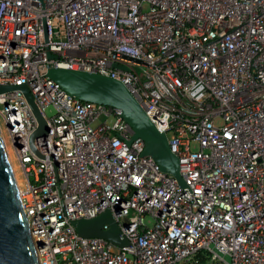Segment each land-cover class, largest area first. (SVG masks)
I'll return each instance as SVG.
<instances>
[{
    "label": "built area",
    "instance_id": "2783aa9c",
    "mask_svg": "<svg viewBox=\"0 0 264 264\" xmlns=\"http://www.w3.org/2000/svg\"><path fill=\"white\" fill-rule=\"evenodd\" d=\"M45 2L0 0V133L39 264H264V0ZM51 68L122 82L184 185ZM106 211L127 244L77 231Z\"/></svg>",
    "mask_w": 264,
    "mask_h": 264
},
{
    "label": "water",
    "instance_id": "95a60500",
    "mask_svg": "<svg viewBox=\"0 0 264 264\" xmlns=\"http://www.w3.org/2000/svg\"><path fill=\"white\" fill-rule=\"evenodd\" d=\"M38 1L45 7L46 0ZM50 56L53 55L50 54ZM49 76L78 99L121 108L124 117L135 131L133 139L143 138L146 143L145 153L153 156L162 170L174 175L181 185H184V180L179 171L178 158L169 148L167 135L156 128L147 113L122 82L99 73L89 74L84 71L63 68H51ZM8 89H12V87H0V91ZM26 95L40 121L43 122L27 89ZM105 223L110 225L108 230H103ZM75 226L82 236H102L116 245L127 244L126 240L119 239V228L109 211L93 219L77 220ZM0 264H39L36 246L21 202L19 186L1 133Z\"/></svg>",
    "mask_w": 264,
    "mask_h": 264
},
{
    "label": "rangeland",
    "instance_id": "374dc122",
    "mask_svg": "<svg viewBox=\"0 0 264 264\" xmlns=\"http://www.w3.org/2000/svg\"><path fill=\"white\" fill-rule=\"evenodd\" d=\"M47 113H48L49 115H52V114L54 113V109H53L52 106H50V107L47 108ZM16 176H17L19 182H21V176H20V174L17 173ZM18 176H19V177H18ZM147 220L149 221L150 224L153 223V219H152V218H148ZM226 259H227L228 261L230 260V258H229L228 256H226Z\"/></svg>",
    "mask_w": 264,
    "mask_h": 264
},
{
    "label": "bare ground",
    "instance_id": "6f19581e",
    "mask_svg": "<svg viewBox=\"0 0 264 264\" xmlns=\"http://www.w3.org/2000/svg\"><path fill=\"white\" fill-rule=\"evenodd\" d=\"M19 177V176H18ZM17 182H18V185H20L21 184V182H19V180L17 179Z\"/></svg>",
    "mask_w": 264,
    "mask_h": 264
}]
</instances>
